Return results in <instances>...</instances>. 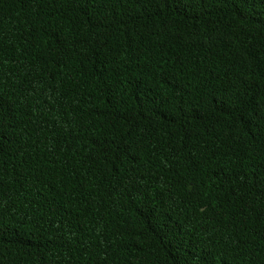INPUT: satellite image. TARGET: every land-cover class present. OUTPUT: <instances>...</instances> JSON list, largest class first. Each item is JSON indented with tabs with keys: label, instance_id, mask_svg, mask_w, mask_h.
<instances>
[{
	"label": "trees",
	"instance_id": "trees-1",
	"mask_svg": "<svg viewBox=\"0 0 264 264\" xmlns=\"http://www.w3.org/2000/svg\"><path fill=\"white\" fill-rule=\"evenodd\" d=\"M0 264H264V0H0Z\"/></svg>",
	"mask_w": 264,
	"mask_h": 264
}]
</instances>
